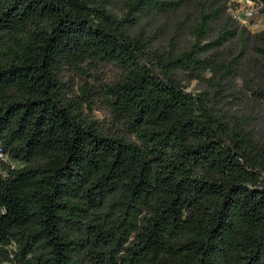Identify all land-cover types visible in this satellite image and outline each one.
Segmentation results:
<instances>
[{"label": "trees", "instance_id": "1", "mask_svg": "<svg viewBox=\"0 0 264 264\" xmlns=\"http://www.w3.org/2000/svg\"><path fill=\"white\" fill-rule=\"evenodd\" d=\"M108 4L0 0V147L20 164L2 165L0 264H264V141L181 84L216 95L242 64L264 81V31L225 59V1ZM187 6L188 48L127 33ZM250 94L264 113V88Z\"/></svg>", "mask_w": 264, "mask_h": 264}, {"label": "rangeland", "instance_id": "2", "mask_svg": "<svg viewBox=\"0 0 264 264\" xmlns=\"http://www.w3.org/2000/svg\"><path fill=\"white\" fill-rule=\"evenodd\" d=\"M123 1L109 0V4L106 6L107 11L120 17ZM222 1H225V5H228V3L230 4L235 0ZM196 15L195 7L187 6L181 9L172 19L160 16L146 20L138 19L133 27L127 28V33L130 36H135L139 31H142L150 40V45L156 49L166 47L169 42H172L177 49H185L194 41L192 26ZM253 22V29H247L238 24L235 25L237 28L235 38L226 42L220 48L222 58L228 59L239 52H243L246 55L252 54V47L256 44L253 35L264 31V17L257 16ZM214 37L215 35H207L199 41V44H205L213 40ZM212 50L211 48L207 52H212ZM69 74L74 81L73 91L75 93L77 85L81 81L72 72H69ZM235 74V77H226L222 80L221 90L216 95L211 88L204 84H199L195 80H181V84L185 86L186 91L192 93L205 91L209 98H215L212 106L216 113L243 117L246 121V127L251 130L253 136L260 141H264V113L262 105L250 94V89L252 88H264V81L247 64H242ZM82 113L87 119L103 122V116L100 111L96 110L94 104L89 105V107L88 105H83ZM11 165L13 168H17L20 164L16 161H11ZM2 167L0 164L1 171Z\"/></svg>", "mask_w": 264, "mask_h": 264}, {"label": "built area", "instance_id": "3", "mask_svg": "<svg viewBox=\"0 0 264 264\" xmlns=\"http://www.w3.org/2000/svg\"><path fill=\"white\" fill-rule=\"evenodd\" d=\"M226 13L228 17L236 24L247 28L253 29L254 20L257 16H260L259 10L261 9V3L257 0H235L226 5ZM0 164L1 166H8L12 168L11 160L0 147ZM0 175H4V169L0 170Z\"/></svg>", "mask_w": 264, "mask_h": 264}]
</instances>
